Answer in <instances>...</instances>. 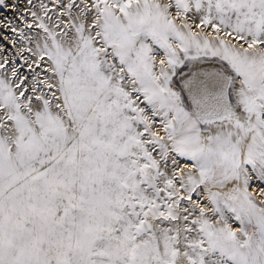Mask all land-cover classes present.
Here are the masks:
<instances>
[{
    "label": "snow or ice",
    "instance_id": "6c2138e0",
    "mask_svg": "<svg viewBox=\"0 0 264 264\" xmlns=\"http://www.w3.org/2000/svg\"><path fill=\"white\" fill-rule=\"evenodd\" d=\"M0 264H264V0H0Z\"/></svg>",
    "mask_w": 264,
    "mask_h": 264
}]
</instances>
